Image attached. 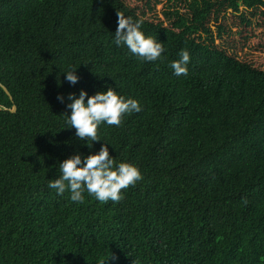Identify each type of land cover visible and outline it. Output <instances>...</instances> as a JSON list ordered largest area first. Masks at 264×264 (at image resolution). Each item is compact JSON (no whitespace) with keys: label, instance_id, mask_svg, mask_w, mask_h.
Returning <instances> with one entry per match:
<instances>
[{"label":"trees","instance_id":"1","mask_svg":"<svg viewBox=\"0 0 264 264\" xmlns=\"http://www.w3.org/2000/svg\"><path fill=\"white\" fill-rule=\"evenodd\" d=\"M118 13L164 55L115 46ZM109 87L142 111L89 148L67 97ZM106 142L143 176L120 202L47 187ZM0 264H264V0H0Z\"/></svg>","mask_w":264,"mask_h":264},{"label":"clouds","instance_id":"2","mask_svg":"<svg viewBox=\"0 0 264 264\" xmlns=\"http://www.w3.org/2000/svg\"><path fill=\"white\" fill-rule=\"evenodd\" d=\"M142 23L141 20H133L118 13V26L113 43L117 47H126L141 61H157L166 50L162 43L145 36L141 30ZM179 56L180 59L171 62L170 67L175 76H187L190 55L182 50ZM76 70L77 68H71L62 72L66 74L67 82L73 86L79 80ZM57 99L64 102L63 96H58ZM67 99L70 103L66 107L71 110V114L65 115V128H74L75 137L85 142L89 148L93 142L101 141L97 134L101 124L118 127L124 115L139 113L143 107L136 99H125L111 87L92 96L81 90L78 97L75 93H70ZM108 145L107 142L102 144L100 150L94 154L82 157L78 153L58 162L59 176L54 180L50 179L47 187L55 190L56 195H63L67 191L70 200L75 203H83L85 193L102 204L108 201L120 202L124 198L122 190L135 186L138 181L143 180V176L134 164H117L115 158L109 154Z\"/></svg>","mask_w":264,"mask_h":264},{"label":"water","instance_id":"3","mask_svg":"<svg viewBox=\"0 0 264 264\" xmlns=\"http://www.w3.org/2000/svg\"><path fill=\"white\" fill-rule=\"evenodd\" d=\"M3 87H4V86H3ZM4 88H5V87H4ZM5 90L7 91V93H9L8 90H7L6 88H5ZM11 99H12V97H11ZM15 109H16V107L14 106L13 109H12V111H15Z\"/></svg>","mask_w":264,"mask_h":264}]
</instances>
